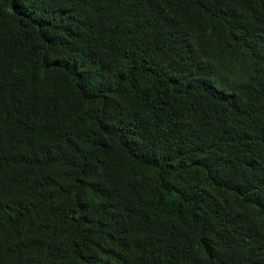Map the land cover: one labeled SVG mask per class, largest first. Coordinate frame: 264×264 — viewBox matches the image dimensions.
Masks as SVG:
<instances>
[{"label":"trees","instance_id":"1","mask_svg":"<svg viewBox=\"0 0 264 264\" xmlns=\"http://www.w3.org/2000/svg\"><path fill=\"white\" fill-rule=\"evenodd\" d=\"M0 264H264V0H0Z\"/></svg>","mask_w":264,"mask_h":264}]
</instances>
